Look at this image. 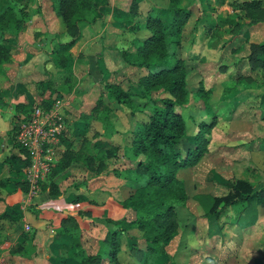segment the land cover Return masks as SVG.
<instances>
[{"label":"crops","instance_id":"1","mask_svg":"<svg viewBox=\"0 0 264 264\" xmlns=\"http://www.w3.org/2000/svg\"><path fill=\"white\" fill-rule=\"evenodd\" d=\"M146 1L148 0H139L137 5ZM237 1L242 3L250 0ZM259 1L263 6L264 0ZM92 2L97 19L92 24L80 27L78 37L69 48L65 68L62 69L55 66L50 55L56 42H66L70 37L59 34L62 27L52 9L51 0H0V8L9 5L28 14L15 39L7 33H0V41L4 38L12 48L8 59L0 63V264H76L71 257L74 249L70 238L60 231L66 218L72 217L76 221L83 247L87 252L93 253L97 249L95 240L100 239L107 229L115 228L107 219L132 217L121 205V201L135 186L132 173L134 163L127 155L119 153L115 158L105 159V167L99 173L87 169L79 159L63 168L54 167V173L40 183L38 194L28 199L20 166L16 164L23 159V155L12 145L10 139L12 118L23 116V111L30 105L40 104L49 98L51 90L46 87L45 81L51 78L59 85V76L63 70L71 75V85L69 91L63 94L67 100L62 107L66 120L60 137L59 158L66 148L71 151L79 150L83 146V138L91 132L97 133V138H104L102 125L100 127V124H94L91 117L84 121L80 115L88 112L99 95L104 98L102 83H115L126 91L124 82L128 72L125 70L130 66L121 56V51H130L133 46L131 38L135 34L131 32L130 26L137 23L133 20L138 14V8L131 7L132 0ZM217 2L220 4L222 0ZM212 4L213 0H179V7L190 11L176 48L177 56L184 59V62L200 57L203 53L198 44L202 36L201 30H204L202 19L206 14H213L210 6H215ZM193 5L200 11L193 13ZM214 16L211 15V18ZM237 35L239 38H246L245 25L241 26ZM186 64L191 66V63H184L185 67ZM222 67L224 66L219 64L218 69L201 79L207 83L211 76L225 73L221 70ZM246 68L250 73L249 64ZM260 70H256L252 76ZM229 78L228 76L226 81ZM226 81L223 83L226 84ZM218 101L220 100L209 99V102ZM122 108L128 125H124L122 134L114 125L111 128L120 133L125 146L133 126L130 122L133 120L128 116L127 110ZM93 114L94 112L91 116ZM16 168L19 172L12 178ZM50 189L55 194H51ZM259 217L261 218L260 212L255 223L249 226H241L235 219L236 225L242 230L253 227L254 224L259 233L262 230L263 234L259 236L258 242L264 235V223H258L261 220ZM134 232L136 231L129 230L128 234L121 237V253L127 252L130 242L139 241ZM124 256L123 264H133L127 255ZM100 264H109L106 256H103Z\"/></svg>","mask_w":264,"mask_h":264},{"label":"trees","instance_id":"2","mask_svg":"<svg viewBox=\"0 0 264 264\" xmlns=\"http://www.w3.org/2000/svg\"><path fill=\"white\" fill-rule=\"evenodd\" d=\"M155 1L157 5L147 10L142 21L130 26L131 31L146 32L144 37L133 41V46L140 51L139 55L123 50L121 56L127 65L143 71L142 83L147 91L157 95H149L145 101L137 103L131 94L118 84L102 83L104 99L127 109L128 116L133 120L124 153L138 156L132 168L135 186L121 201L122 207L129 211L132 217L130 219L123 217L118 220L107 219V222L115 228L107 229L100 239L95 240L97 249L93 253L87 252L83 247L76 221L72 217L66 218L60 231L70 238L74 249L71 257L76 264H100L103 256H106L109 264H123L124 260L120 261L123 253H121V237L128 234L129 230L136 231L139 237V241L130 242L127 245L125 255L129 257V260L137 264H158V258L166 254L165 246L171 235L172 223L169 219L173 214V206L186 198L184 185L176 178L175 173L180 168L194 165L206 150L209 142L214 115L211 114L208 121L203 118L195 123L193 117L186 112L188 92L184 59L176 54L181 32L190 11L180 8L179 0ZM138 2L139 0H132L131 7L136 8ZM51 5L61 23L62 30L59 34H67L70 37L66 42H56L50 55L55 66L63 69L69 48L78 37L80 27L83 24H92L97 18L93 13L92 0H51ZM241 8L243 15L251 20L263 17L264 9L259 0L242 2ZM21 12V9L15 10L9 5L0 8L1 34L7 33L12 36V39L16 38L28 18L27 13ZM249 47L250 53L247 61L250 73H254L264 67V43H252ZM11 49L10 43L2 38L0 63L8 59ZM170 58L173 61L168 64L167 61ZM70 80L71 75L63 70L62 75L59 76L61 85L51 78L45 81L51 93L49 98L41 101L40 104L45 105L53 97L67 93L71 85ZM204 84L208 82L200 79L196 87L197 95L204 101L210 98L219 100L227 92L226 87L222 85L219 97L215 98L212 96L211 89L205 88ZM99 96L87 113H81L82 120H88L92 112H95L102 99ZM32 107L33 105H30L22 114L26 115ZM21 116L17 115L12 118L9 132L12 145L18 148L23 155V159L16 163L20 167L25 163L24 150L16 144L14 137ZM192 127H194L192 146L184 147L183 140L188 136V131ZM86 141L84 137L83 146L77 151L66 148L54 167L63 168L71 161L79 159L87 169L99 173L105 167V159L119 155L117 153L119 147L111 151L104 149V144L100 148L102 151L98 153L84 151L82 147L85 146ZM11 159L12 157L9 158ZM54 167L45 177L54 173ZM18 170L14 169L12 178L16 177ZM52 189L50 193L55 194V192L52 193ZM193 199L202 208L207 221V234L210 237L221 234L218 224L219 215L224 207L233 205L237 201L243 202L245 206L237 215L236 223L241 226L255 223L259 209H264V187L252 191L248 182L236 179L225 195L213 196L199 193L194 195Z\"/></svg>","mask_w":264,"mask_h":264},{"label":"rangeland","instance_id":"3","mask_svg":"<svg viewBox=\"0 0 264 264\" xmlns=\"http://www.w3.org/2000/svg\"><path fill=\"white\" fill-rule=\"evenodd\" d=\"M213 1L215 7L210 6V9L213 11L211 15L215 14L214 18L206 14L202 19L204 30H201L198 44L203 53L200 57L184 62L191 63V66L186 64L185 67L188 92L186 112L195 123L203 118L208 121L211 114L214 115L210 141L194 165L180 168L175 173L184 185L186 198L173 206V214L169 219L172 223L171 235L165 246L166 254L158 258L159 264H264V235L258 242L262 230L259 233L255 224L242 230L235 223L237 215L245 206L243 202L237 201L224 207L218 218L222 233L209 237L202 208L193 199L199 193L225 195L236 179L248 182L254 191L264 187V67L253 76L246 68L249 45L264 43V12L261 19L252 22L243 15L241 2L222 0L219 4L218 0ZM155 5L157 2L151 0L137 5L138 17L133 22L142 21L149 7ZM191 8L193 13L200 11L196 5ZM242 25H245L246 38L237 35ZM131 32L135 34L131 41L146 35L145 31ZM130 51L136 55L140 53L136 46H131ZM172 61L170 58L167 63L171 64ZM219 64L224 66L221 70L225 73L211 76L204 87L210 88L215 98L219 97L222 85L227 92L217 103L204 101L196 93L197 80L218 69ZM125 71L128 73L123 87L135 102L141 103L147 96L157 95L147 91L142 83V70L129 67ZM228 76L230 78L226 81ZM225 81L227 85L223 83ZM122 109V106L101 99L91 120L94 124H100V127L102 125L104 138H97V133L90 134L89 130V140L83 147L84 151L98 153L104 144V149L111 151L119 147L117 153L125 156L124 148L127 145H123L120 133L111 128L114 125L122 134L124 125H128ZM193 131L194 127L190 128L188 136L184 138V147L192 146ZM88 136L85 135V139ZM127 156L133 163L138 157ZM259 212L261 220L258 223H264V209L260 208ZM124 255L125 252L121 261Z\"/></svg>","mask_w":264,"mask_h":264},{"label":"built area","instance_id":"4","mask_svg":"<svg viewBox=\"0 0 264 264\" xmlns=\"http://www.w3.org/2000/svg\"><path fill=\"white\" fill-rule=\"evenodd\" d=\"M64 95L53 97L48 105L35 104L20 117L15 134L16 144L24 150L25 163L20 172L26 183V197L39 192L40 183L59 159L60 137L65 129Z\"/></svg>","mask_w":264,"mask_h":264}]
</instances>
